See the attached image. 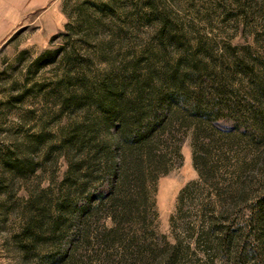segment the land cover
I'll use <instances>...</instances> for the list:
<instances>
[{"label":"rangeland","instance_id":"374dc122","mask_svg":"<svg viewBox=\"0 0 264 264\" xmlns=\"http://www.w3.org/2000/svg\"><path fill=\"white\" fill-rule=\"evenodd\" d=\"M134 59L161 77L180 60L195 62L253 105L242 107L238 128L213 122L205 152L196 151L208 175L194 163L193 130L184 134L182 158L153 192L151 250L125 255L118 240L108 248L94 238L63 261L48 234L30 241L37 207L68 188L60 145L71 128L101 116L83 102L85 86L95 92ZM263 197L264 0H54L2 46L0 264H264Z\"/></svg>","mask_w":264,"mask_h":264},{"label":"trees","instance_id":"16d2710c","mask_svg":"<svg viewBox=\"0 0 264 264\" xmlns=\"http://www.w3.org/2000/svg\"><path fill=\"white\" fill-rule=\"evenodd\" d=\"M126 67L95 83V92L85 86L83 102L94 103L101 116L71 128L60 145L68 151V188L57 199L38 202V227L30 241L48 234L56 241L54 248L62 250L63 261L92 249L94 238L108 248L118 240L125 255L151 250L153 192L158 178L182 158L184 134L193 130L194 163L201 175H208L212 169L196 151L205 152L213 122L233 120L238 128L242 107L253 105L229 95L224 79L210 77L195 62L180 60L162 77L139 59ZM259 200L264 206V197ZM102 218L113 226L99 225Z\"/></svg>","mask_w":264,"mask_h":264},{"label":"crops","instance_id":"0c3cea01","mask_svg":"<svg viewBox=\"0 0 264 264\" xmlns=\"http://www.w3.org/2000/svg\"><path fill=\"white\" fill-rule=\"evenodd\" d=\"M54 0H0V50L27 17Z\"/></svg>","mask_w":264,"mask_h":264}]
</instances>
